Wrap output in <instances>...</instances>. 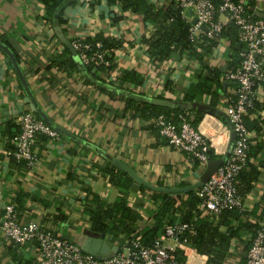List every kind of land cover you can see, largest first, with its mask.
I'll use <instances>...</instances> for the list:
<instances>
[{"label": "crops", "instance_id": "crops-1", "mask_svg": "<svg viewBox=\"0 0 264 264\" xmlns=\"http://www.w3.org/2000/svg\"><path fill=\"white\" fill-rule=\"evenodd\" d=\"M44 15L38 0H0V36L18 51L22 63H17L26 81V85L20 81L10 58L0 49V214L12 200L26 222L34 221L88 250L94 239L113 237L92 231L84 208L85 200H90L89 190L102 195L107 204L119 196L101 168L116 166L114 161L120 160L147 182L166 188L191 185L204 170L200 165H190L182 152L169 146L149 125V119L128 108L127 100L154 104V100H167L172 94L185 107L180 110L188 113V120L218 149L217 158L224 157L232 146L225 116L228 96L219 95L214 104L211 96L192 103L181 101L198 64L171 60L162 70L157 69L142 42L154 28L138 14L118 12L116 6L105 5L103 0L93 8L85 0H75V6L64 10L61 24L46 22ZM99 34L121 38L122 46L113 52L116 68L109 75L88 77L77 62L71 42L78 35L93 38ZM227 48L217 45L206 58L207 64L221 67L225 73L230 61L225 55ZM74 63L78 69L73 68ZM169 63L176 68L171 69ZM124 69L135 70L143 79L142 86L127 84L121 89L114 84ZM31 103L48 125L61 133L58 139L37 137L38 162L28 171L23 163L6 156L5 150L12 147L10 135L17 130L19 115ZM258 115L253 113L254 118ZM253 137V146L258 142L261 149L255 153L252 167L260 174L254 188L242 196L241 222L251 227L238 228L228 257L221 264H246L254 228L264 224V125ZM149 195L148 190L129 192V205L140 206L138 212L145 218L155 211ZM220 219L212 221L218 224ZM228 220L232 229L239 224L231 217ZM220 230L226 228L221 226ZM111 241L114 246L124 244L119 245L114 237ZM36 253L34 243L11 246L0 233V264H36ZM211 258L197 250L189 251L186 257L190 264H213Z\"/></svg>", "mask_w": 264, "mask_h": 264}, {"label": "built area", "instance_id": "built-area-1", "mask_svg": "<svg viewBox=\"0 0 264 264\" xmlns=\"http://www.w3.org/2000/svg\"><path fill=\"white\" fill-rule=\"evenodd\" d=\"M173 1L182 18L190 23L189 39L194 43L207 38L218 40V46H227L221 40L222 32L229 24L237 29L236 44L241 61L236 69L223 74L225 82L235 85L233 96L225 100L227 125L231 133L234 132L235 139L220 167L195 191L200 199V213L217 218L225 210L243 211L244 208L243 198L237 190V176L248 163L251 144L244 117L254 109L257 100L264 97V0ZM249 2L252 5L247 8ZM86 39L78 35L71 42L77 62L83 67H110V50L105 49L100 41ZM229 54L234 55L233 52ZM181 60L188 62L185 57ZM164 64L168 63L154 65L162 70ZM169 64L171 69L176 68ZM190 65L195 66L192 61ZM148 122L169 146L184 154L190 165L198 163L204 169L207 162L214 158L212 155L217 156L218 149L213 148L208 136L188 120L186 112L169 117L160 114L149 118ZM39 135L59 138L57 131L28 108L18 117L17 130L10 139L12 147L5 150L6 156L22 162L28 171L34 169L38 162L35 145ZM193 227L192 223L177 221L167 226L150 245L142 244L136 237L130 245L124 243L118 246L113 255L98 258L52 230L34 221L26 222L12 200L7 201L0 214L2 238L11 246L34 243L37 248L36 264H190L186 257L189 251L196 250L185 236L194 233ZM246 264H264V224H259L254 230Z\"/></svg>", "mask_w": 264, "mask_h": 264}, {"label": "trees", "instance_id": "trees-1", "mask_svg": "<svg viewBox=\"0 0 264 264\" xmlns=\"http://www.w3.org/2000/svg\"><path fill=\"white\" fill-rule=\"evenodd\" d=\"M38 1L44 8V19L48 23L56 21L61 24L64 22L62 16L66 7L75 6V0ZM85 1L89 2L90 8H93L96 5L98 6L102 0ZM103 2L108 6H116L118 12H130L142 16L143 22L154 28L149 36L144 35L142 38V42L146 46V53L153 64L181 60L183 57L188 62L192 61L195 65L198 64L199 69L194 70V80L183 90L181 101L192 103L201 100L205 96H211V103L214 104L219 95L233 96L235 85L229 82L224 83L222 68H212L206 62V58L216 49L218 40L202 38L200 42L190 41L188 33L190 23L182 18L180 9L173 0H105ZM251 5L249 2L246 7L249 8ZM114 18L119 19V17ZM86 40L100 41L105 49L110 50L112 64L108 68L93 67L91 65L79 66L85 69L88 77L94 76L97 78L99 74L109 75L116 68L113 61V52L122 46V39L99 34L93 38L87 37ZM221 40H224L228 44L230 52L234 53V55L229 54L230 61L228 62L227 71L234 70L241 61L238 48H236V27L229 24L226 30L222 32ZM0 42L12 51L19 64L22 63L18 51L7 39L0 36ZM74 64L73 68L78 69ZM115 81L117 83L114 84L122 87L121 89H124L127 84L137 87L143 84L142 77L131 69L122 70ZM262 89L264 92V84ZM166 99L174 104L179 102V100L172 97V94H168ZM127 102L128 108L133 109L135 115L144 120L160 114L169 117L171 114L177 116L185 112L174 107H161L145 101L136 103L134 100H127ZM254 112L259 114L257 118L253 116ZM201 115V113L198 115L196 122L199 121ZM244 124L252 136V142L248 154V163L237 176V190L241 196L249 193L254 188V183L258 181L260 174L252 167V159L255 153L261 149L257 141L253 146V134L258 135L264 125V97L257 100L254 109L250 110L247 116L244 117ZM15 132L10 135V139ZM213 157L216 158L212 155ZM194 165L198 166L199 164L194 163ZM100 172L106 175L108 182L119 190V196L113 203L107 204L103 201L102 195L89 190L86 193L87 198L89 197L90 200H85L84 208L89 216L92 231L113 236L114 240L119 239V245L122 243L130 245L136 237L142 244L150 245L164 232L167 226L177 221L187 222L192 223L194 226V233H187L185 236L189 245L198 252L212 257L211 262L213 264H221L228 257L229 246L236 238L238 228L242 226L244 228L251 227L249 224L241 223L244 212L237 209L223 211L219 215L221 219L218 224H214L212 221L214 218L210 215L201 216L199 211L200 199L197 197L195 190L177 193L153 192L145 186L135 183L130 175L120 171L116 166H106L101 168ZM132 189L148 190L150 194L149 197L155 205V211L147 213L146 218L138 212L140 206H130L128 203L129 192ZM230 217L239 222L233 229L230 227V220H228ZM221 226H224L226 230H220Z\"/></svg>", "mask_w": 264, "mask_h": 264}, {"label": "water", "instance_id": "water-1", "mask_svg": "<svg viewBox=\"0 0 264 264\" xmlns=\"http://www.w3.org/2000/svg\"><path fill=\"white\" fill-rule=\"evenodd\" d=\"M196 20H193V22H195ZM203 29H206L205 26H203ZM0 49L3 50L7 56L10 58L11 63L20 79V81L26 85V81L25 78L23 76L22 71L20 70V67L17 63V60L14 56V54L9 50V48L3 44L0 43ZM75 52V51H74ZM154 104L159 105V106H164V107H174L176 109H184L185 107L182 106L181 103H171L168 100H154L153 101ZM29 108L37 113H41L40 110L37 107H34V105L31 103L29 104ZM41 115V119L43 121L46 122V124H50L47 122L46 118ZM53 128V127H52ZM55 131H57V133H61L60 130H58L56 127L53 128ZM235 139V134L234 132H232L231 134V138H230V142H234ZM229 153V151L227 152ZM223 158L224 157H217V158H213L211 160H209L204 168V170L202 171V173L200 174L198 180L186 187H176V188H166V187H161V186H156L154 184H151L149 182H147L146 180H144L143 178L139 177L136 172H134L131 168H129L126 164H124L123 162H121L120 160H115L114 163L115 165L124 173L130 175L133 179L134 182H136L137 184H141L143 186H145L148 190L153 191V192H164V193H177V192H187V191H191V190H195L198 187H200L204 182H206L211 175H213L215 173V171L220 167V165L223 162ZM112 238L110 237L109 240L103 239V238H97L94 239L91 243V246L88 250H84L87 253H90L98 258L101 257V255H113L117 250H118V246H114L112 243Z\"/></svg>", "mask_w": 264, "mask_h": 264}, {"label": "rangeland", "instance_id": "rangeland-1", "mask_svg": "<svg viewBox=\"0 0 264 264\" xmlns=\"http://www.w3.org/2000/svg\"><path fill=\"white\" fill-rule=\"evenodd\" d=\"M229 52H230V49L227 48V51L225 52V55L227 56Z\"/></svg>", "mask_w": 264, "mask_h": 264}]
</instances>
